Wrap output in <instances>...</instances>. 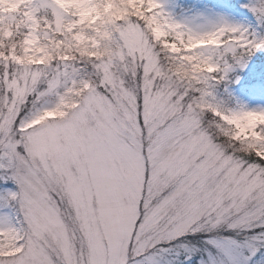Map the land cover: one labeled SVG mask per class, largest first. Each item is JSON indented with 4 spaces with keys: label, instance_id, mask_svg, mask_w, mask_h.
Masks as SVG:
<instances>
[{
    "label": "snow or ice",
    "instance_id": "1",
    "mask_svg": "<svg viewBox=\"0 0 264 264\" xmlns=\"http://www.w3.org/2000/svg\"><path fill=\"white\" fill-rule=\"evenodd\" d=\"M240 7L251 31L163 0H0V264L264 254V107L219 93L264 50V0Z\"/></svg>",
    "mask_w": 264,
    "mask_h": 264
},
{
    "label": "rangeland",
    "instance_id": "2",
    "mask_svg": "<svg viewBox=\"0 0 264 264\" xmlns=\"http://www.w3.org/2000/svg\"><path fill=\"white\" fill-rule=\"evenodd\" d=\"M248 0H163L166 8L171 10L176 3H182L189 11H194L203 7H214L216 11L226 14L232 19L233 22L244 24L249 26L251 31L255 28V18L248 9L241 8L240 5L247 3ZM177 19H183V16L178 12L176 14ZM264 50L258 51L250 56L243 69H236L235 72L242 77L241 81H228L227 92L225 91V85L219 86V93L221 98H224L227 93L249 107H264V66L260 62L264 63ZM35 57V56H34ZM260 60V61H259ZM239 83V87L235 85ZM262 253H258L256 257L252 259V264H257V261Z\"/></svg>",
    "mask_w": 264,
    "mask_h": 264
},
{
    "label": "clouds",
    "instance_id": "3",
    "mask_svg": "<svg viewBox=\"0 0 264 264\" xmlns=\"http://www.w3.org/2000/svg\"><path fill=\"white\" fill-rule=\"evenodd\" d=\"M86 14V13H85ZM36 51H39V49H37ZM27 59H29V60H33V59H35V57L34 56H32V57H27Z\"/></svg>",
    "mask_w": 264,
    "mask_h": 264
},
{
    "label": "trees",
    "instance_id": "4",
    "mask_svg": "<svg viewBox=\"0 0 264 264\" xmlns=\"http://www.w3.org/2000/svg\"><path fill=\"white\" fill-rule=\"evenodd\" d=\"M258 52H256V54H257ZM259 55H264L263 53H259ZM260 61V60H259ZM260 64L262 65V66H264V63L263 62H260Z\"/></svg>",
    "mask_w": 264,
    "mask_h": 264
}]
</instances>
